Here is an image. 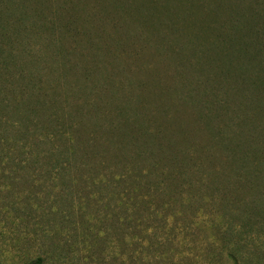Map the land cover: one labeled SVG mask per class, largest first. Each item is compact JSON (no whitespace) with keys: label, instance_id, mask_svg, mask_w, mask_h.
<instances>
[{"label":"rangeland","instance_id":"obj_1","mask_svg":"<svg viewBox=\"0 0 264 264\" xmlns=\"http://www.w3.org/2000/svg\"><path fill=\"white\" fill-rule=\"evenodd\" d=\"M198 42V0H0V155L10 92L36 106L38 122L76 121L80 146L91 137L100 144L91 165L56 174L37 166L11 171L0 159V264L38 257L42 264H135L110 249L117 239L114 177L155 168L156 178L170 169V157L198 162ZM27 89L31 96H21ZM56 143L64 148L66 140ZM183 180L194 199L177 198L162 237L177 264H198V171L177 174L166 189ZM162 200L152 198L151 206ZM249 222L239 262L264 264V214L254 212Z\"/></svg>","mask_w":264,"mask_h":264},{"label":"trees","instance_id":"obj_2","mask_svg":"<svg viewBox=\"0 0 264 264\" xmlns=\"http://www.w3.org/2000/svg\"><path fill=\"white\" fill-rule=\"evenodd\" d=\"M198 41V106L204 130L198 133V162L193 155L170 157V169L156 178L155 168L137 173L125 169L114 177L117 211L111 224L117 239L110 249L115 254L118 248L117 257L135 264L146 258L148 263L154 260L152 264L179 262L172 260L175 254L165 247L170 240L162 233L176 216L171 211L177 198L186 204L194 199L185 180L171 193L166 189L181 172L198 171V264H218L221 259L241 264L243 241L251 233L249 220L254 212L264 214V0H241L238 7L234 0H198ZM25 93L31 96L30 90L20 92ZM25 99L10 92L4 104L8 135L3 136L6 150L0 159L10 170L37 166L56 174L91 165L90 157L100 154L98 138H87L80 146L76 121L67 127L56 122L46 126L36 120V106ZM58 137L65 138L64 148L56 143ZM158 196L162 202L151 206ZM251 197L259 201L253 203ZM248 199L252 204L247 210ZM241 209L246 210L238 213ZM240 214H245L241 223L232 220ZM235 231L241 242L231 238Z\"/></svg>","mask_w":264,"mask_h":264}]
</instances>
